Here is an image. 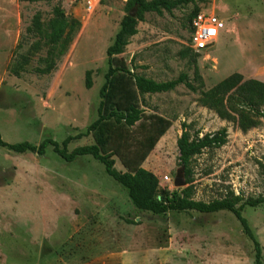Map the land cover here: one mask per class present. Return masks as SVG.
<instances>
[{
    "label": "rangeland",
    "instance_id": "rangeland-1",
    "mask_svg": "<svg viewBox=\"0 0 264 264\" xmlns=\"http://www.w3.org/2000/svg\"><path fill=\"white\" fill-rule=\"evenodd\" d=\"M85 1L0 0L4 141L38 145L52 139L61 145L69 138L68 152L93 143L89 127L97 118L106 48L130 9L127 0H93L87 10ZM55 8L67 23L58 40L52 30L62 22H55ZM202 9L223 18L225 30L211 47L195 51L190 17ZM136 29L118 54L132 72L155 81L184 72L197 88L179 84L139 95L145 115L171 123L142 163L156 176L159 193L190 186L191 198L205 202L263 197L264 121L252 115V126L241 129L199 98L235 72L264 82V0H195L170 11L142 12ZM234 103L240 107L238 99ZM223 127L226 142L192 157L186 183L176 146L182 130L195 138ZM114 159L115 169L124 171ZM178 177L180 186L174 184ZM242 215L264 264V203L244 205ZM0 264H254V248L229 210H140L89 155L66 162L50 145L42 155L0 146Z\"/></svg>",
    "mask_w": 264,
    "mask_h": 264
},
{
    "label": "trees",
    "instance_id": "trees-1",
    "mask_svg": "<svg viewBox=\"0 0 264 264\" xmlns=\"http://www.w3.org/2000/svg\"><path fill=\"white\" fill-rule=\"evenodd\" d=\"M193 1L195 0H127L128 8H137V12L135 16L128 15L130 10L127 12L120 22L113 42L106 48L107 70L104 83L99 90L97 118L89 127L93 138L92 144L77 146L68 152L66 145L69 138L62 141L61 145L52 139H44L38 145H34L27 141L8 143L0 135V146L16 153L33 152L42 155L50 145L53 151L66 162H71L79 156L89 155L103 164L105 172L127 190L132 204L140 210L155 214H162L169 210H195L201 213L229 210L253 243L254 264H262L260 244L252 234L242 211L244 205L254 207L264 203V196L238 204L239 197H224L208 202L194 200L190 196V186L159 193L156 176L142 166L171 123L157 114L145 115L139 107V95L166 92L173 90L179 84H184L191 91H196L197 88L188 80L184 72L168 81H155L142 74L134 73L128 68L126 62L118 57V54L122 52L128 38L137 33L136 24L138 20H142V12L161 13L163 10L170 11ZM195 14L196 12L191 15L190 22ZM55 15L58 16L55 22L57 24L59 20L62 22L60 27H54L52 30L55 40H58L67 23L64 21L63 25V15L58 8H55ZM35 20V29L39 31L40 24L37 17ZM70 27L69 23L67 34H70ZM41 71L44 72L45 69ZM85 86H90L88 75L85 78ZM235 99L240 101V107L234 103ZM199 102L214 109L221 118L235 122L241 129H247L252 126L250 120L252 115L264 121V110L259 109L260 105H264V82L252 78L244 79L242 75L235 72L210 89L201 91ZM226 140L225 127L195 138H191L186 130H182L176 140V146L186 183H189L191 179L192 157L205 148L220 147ZM114 157L118 159L124 171L115 169Z\"/></svg>",
    "mask_w": 264,
    "mask_h": 264
},
{
    "label": "built area",
    "instance_id": "built-area-1",
    "mask_svg": "<svg viewBox=\"0 0 264 264\" xmlns=\"http://www.w3.org/2000/svg\"><path fill=\"white\" fill-rule=\"evenodd\" d=\"M74 3L78 0H69ZM85 7L91 10L93 0H86ZM225 30L224 19L215 12L209 10H199L192 17L190 22L189 41L195 51H201L211 47ZM165 179H168L165 177Z\"/></svg>",
    "mask_w": 264,
    "mask_h": 264
},
{
    "label": "water",
    "instance_id": "water-1",
    "mask_svg": "<svg viewBox=\"0 0 264 264\" xmlns=\"http://www.w3.org/2000/svg\"><path fill=\"white\" fill-rule=\"evenodd\" d=\"M135 11H136V8H132V9H130V11L128 12V15H130V16H135ZM184 183V181L183 180H181L179 177L175 180V182H174V184L176 185V186H180V185H182Z\"/></svg>",
    "mask_w": 264,
    "mask_h": 264
}]
</instances>
